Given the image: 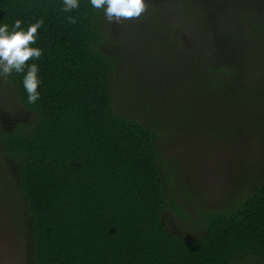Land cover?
<instances>
[{
	"label": "trees",
	"instance_id": "trees-1",
	"mask_svg": "<svg viewBox=\"0 0 264 264\" xmlns=\"http://www.w3.org/2000/svg\"><path fill=\"white\" fill-rule=\"evenodd\" d=\"M171 1L146 0L141 18L156 25L154 47L170 60L186 58L196 75L193 90L221 95L213 103L206 96L211 107L232 119L252 115L243 119L257 127L264 111V0H183L179 19L187 16L208 43L197 57L170 50L179 38L161 12ZM62 8L63 0H0V26L11 30L19 19L26 30L44 21L31 45L42 56L27 62L39 69V100L27 103V68L0 77V112L14 113L13 120L19 110L26 114L13 130L0 117V179L16 191L7 204L25 263L264 264V155L234 166L224 202L197 199L180 164L162 152L165 138L195 127L183 128L181 112L144 118L148 97L129 112L121 72L133 65L125 39L115 35L118 24L90 0ZM145 71L141 63L149 91ZM194 116L200 133L219 135L207 128L211 114L205 126L199 112Z\"/></svg>",
	"mask_w": 264,
	"mask_h": 264
},
{
	"label": "rangeland",
	"instance_id": "rangeland-1",
	"mask_svg": "<svg viewBox=\"0 0 264 264\" xmlns=\"http://www.w3.org/2000/svg\"><path fill=\"white\" fill-rule=\"evenodd\" d=\"M182 3L183 0H172L166 4L167 7L163 9V13L161 12V16L166 18L164 19L166 24L169 26L172 24L171 29L179 38L176 50L173 49V46L170 47V50L183 52L192 55V57L205 55L208 47L207 40L202 39L197 33L196 27L190 24L187 16H182V20L178 17L183 14ZM126 22H129L128 31H126ZM158 26L161 28V24ZM156 32V25L142 18L124 20L118 24L115 30L116 36L125 39L127 50L125 53L128 54L129 62L132 58L130 63L133 65V67L127 68L124 73L121 72L123 75L122 85H124L121 89L124 102L122 104L129 112L134 113L139 109L140 102L148 97L151 106L148 108L149 111L143 112L144 118H151L155 113L164 110L181 112L184 115L183 128L187 129L188 125H193L195 128L191 132L185 130L186 132L175 136L176 138H165L162 141L163 155L168 159L172 157V161L177 160V167L181 166L182 168L181 179L186 186L193 190L197 199L199 198L204 204L210 201L224 202L234 181V166L241 161H249L251 157L256 158L257 153L264 155V111L260 113L261 120L259 119L256 127L251 118L250 120L243 119L248 115H244L240 119H232L211 107L207 98H210L209 100L213 103L221 95L208 94L206 98L203 93L194 91L197 83L196 75L188 67L186 58L180 57L174 61L170 60V57L163 51H158L154 47L159 41ZM197 40L203 41L201 44H197ZM141 63L146 70L143 76L147 77L151 74L149 91L145 89V84L142 83L144 79H141V74L138 72V70L141 71ZM113 104L116 107L121 106L115 98ZM251 109L252 113L255 110L258 111L254 107ZM198 112L202 116L201 123L204 126L205 117L208 114L212 115L210 119L207 118L209 121H206V125L207 128H213L220 132L217 139H214L217 136L207 137L204 133H200L192 123L195 119L194 114ZM204 114L206 115L204 116ZM13 115L14 113L0 112L2 125L5 124L9 130L17 127L14 120L26 117L22 110L18 111L14 120ZM260 115L258 116L260 117ZM12 120L13 122H10ZM165 123H167V119L159 121L161 127ZM227 124H236L238 127L228 130ZM0 182L2 184L0 187V264H26L25 247L19 240L12 221L16 214L13 209H8L11 207L8 205L10 203L7 204V198L16 191L14 188L8 189L4 178L0 179Z\"/></svg>",
	"mask_w": 264,
	"mask_h": 264
},
{
	"label": "clouds",
	"instance_id": "clouds-1",
	"mask_svg": "<svg viewBox=\"0 0 264 264\" xmlns=\"http://www.w3.org/2000/svg\"><path fill=\"white\" fill-rule=\"evenodd\" d=\"M91 7L103 10L109 23H122L124 20L140 19L147 12L146 0H90ZM79 8V0H63L62 11L70 12ZM69 23H76L74 17H67ZM43 19L30 24L25 30L22 21L17 19L11 30L7 24L0 26V77L7 78L13 72L21 73L27 68L23 77V88L27 93V103L35 104L39 98L38 91L41 80L38 75V66L28 64L29 60H38L42 50L31 47L36 43L39 35L38 29L43 25Z\"/></svg>",
	"mask_w": 264,
	"mask_h": 264
}]
</instances>
